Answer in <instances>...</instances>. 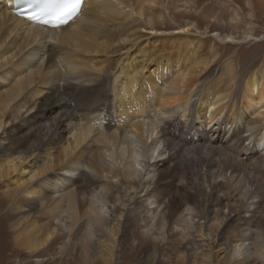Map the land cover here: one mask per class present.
I'll return each instance as SVG.
<instances>
[{
  "label": "bare ground",
  "instance_id": "6f19581e",
  "mask_svg": "<svg viewBox=\"0 0 264 264\" xmlns=\"http://www.w3.org/2000/svg\"><path fill=\"white\" fill-rule=\"evenodd\" d=\"M0 4V72L14 63L10 71L23 75L0 90V130L6 114L24 109L27 98L41 92L28 88L34 76L41 85L66 78L62 86L51 85L63 92L46 93L22 126L0 138L3 198L21 213L7 224L15 247L42 264L77 240L83 259L93 261L95 251L96 261L112 264L119 257L116 235L133 237L136 216L128 205L139 202V227L161 244L157 264L173 231L187 258L198 255L203 237L213 239L217 249L200 253L198 264H264V67L233 82L230 58L216 66L218 54L204 39H242L240 19L264 17V0H83L79 16L59 27L17 15L14 0ZM128 17L138 25L142 18L153 36L136 43L137 28L129 30L134 22L126 27L120 20ZM125 41L137 45L131 55H104ZM226 72L232 81L225 92L208 84L210 76ZM85 87L92 88L91 105L77 120L74 111L82 102L71 106L62 94ZM113 113L117 121L125 118L109 131ZM127 113L143 117L129 122ZM178 130L190 132L181 145L173 139ZM33 152L37 159L47 156L32 172L10 157ZM217 251L223 253L218 259Z\"/></svg>",
  "mask_w": 264,
  "mask_h": 264
},
{
  "label": "rangeland",
  "instance_id": "374dc122",
  "mask_svg": "<svg viewBox=\"0 0 264 264\" xmlns=\"http://www.w3.org/2000/svg\"><path fill=\"white\" fill-rule=\"evenodd\" d=\"M0 5H2V4H0ZM245 17H246V19L244 17H242L240 19L241 25L237 29L240 33L244 32L242 39H239L238 41H227V40H225L224 42L220 43L217 40L213 41L211 39L213 37H211L209 35H206L204 38L207 48L214 50L216 55L218 54V56H217L218 60H216V62L214 61V64H216V66L223 65L224 61H226L227 59L230 58V60L232 62L233 69L236 72V78L233 80V82H235L237 80L243 81V80H245L246 77L249 76V74L252 73V71L254 72V71L260 70L264 67V65H263L264 64V17H262V16L257 17V18H250L249 17L251 23H249L247 20L248 16L246 15ZM120 20H122V22L125 21L124 23L126 24V27H128V25H130L132 22H134L135 27L130 28L129 30L131 31V30H134L137 28L138 35L140 36L139 39L136 40V43H138V44L145 42L146 38L152 37L153 34L155 33L154 31L149 30L145 25H141L143 22L142 18L139 20L140 21L139 25L137 24L138 22L135 23L136 21H138L136 18L133 19L131 17H128L126 19L122 18ZM245 33H248V34L251 33V35H248V34L246 35ZM136 47H137L136 44L133 47L132 42L130 43L129 41H125V42H123L119 51L113 52V49L112 50L109 49V51L104 53V55L107 54V56H110V57L116 53H119V56H121L123 54H130L131 55L133 52H135ZM98 57H100V56H98ZM115 58H116V56H115ZM16 66L17 65L14 63L12 65L7 64L5 66V70L3 71V73L0 72L2 76H4L5 73L10 75L8 77L7 76L6 77H0V79L5 78L3 80H0V90L6 89V88L8 89L11 85V82H13V80L18 78V76H23L22 73L21 74L18 73L17 69L15 70L14 73L12 71H10L11 68H15ZM37 77L36 76L33 77V82H29L28 88L34 87V86L40 87L39 89H42L41 92L39 93L40 95L38 94L31 99L27 98V104H26V107L24 109L16 110L13 112L12 115L6 114L4 116V120H3L4 124H2V125H4V127L0 130V138L5 137V135H6L5 131L8 130L9 128L14 127V126H18V125L22 126V123L25 120V118H27L33 112V110L36 106L35 103L39 102L44 97V95L46 93H49L51 90H54V89H56V94H58V95L61 92H63V90L59 91L56 87L54 88L53 86L54 85L56 86L57 84L62 86L64 83V79H66L65 76L60 75V76H56V78L54 77V79H53L54 83L53 82L50 83L51 85H53L52 87H51V85H49V83H46L45 84L46 86L41 85L42 80H41V78H39V77L37 78ZM202 78H200L199 80L201 81ZM68 80L73 81L70 79H68ZM38 81H39V83H38ZM228 81L230 82L232 80L227 79V72L223 73L222 76H219V75L218 76L217 75L216 76H210V78H208V80H207V82H209L208 84L211 83V85H212V82H213V85H215V87L218 86L221 90L223 89L222 90L223 92H225L227 90L228 83H229ZM20 84H18L17 87L22 88L23 91L21 90L22 92H20V94H23L25 91L24 89H26V88L23 87L24 86L23 83H20ZM41 86H43V87H41ZM18 88L13 87L14 94ZM91 90H92V88H90V90H88L87 87H85V88L77 90L73 93H68V95H67V93L62 94L64 97V100H66L68 103H70L71 106L75 105L78 107L79 106L78 103L82 102V105L78 108V111H74L75 112L74 116L77 117L76 118L77 120L80 119V117H79L80 113H84V110L87 109L91 105V103H89V95H90ZM19 95L15 98V101H13V103H11L10 107H12L15 104V102H17L21 99L22 95H20V96ZM81 99H84V100H81ZM87 100H88V102H87ZM232 101H233V99H232ZM133 107H135V106H133ZM131 110L134 111L133 109H131ZM136 112H138L137 109H136ZM149 113H150V111L148 110L146 114L148 115ZM128 114H130V113H127V118L129 117V119H128L129 122L132 120L137 121L138 119H141L143 117V115H142V117L136 116L137 115V113H136L134 118L131 119V117L128 116ZM92 115H94V114H92ZM116 117L117 116H115V113H113V115L111 116V118L113 120V123H111L112 128L108 129L109 131H113L114 129L118 128L119 126H121L123 124L125 117L123 116V120H122V118H119L118 121L116 120ZM119 122H121L122 124L120 123V125H119ZM104 127H105V125H104ZM122 129H123V127H122ZM12 131L15 132L14 129ZM42 131L43 130L41 129V134H42ZM119 132H122L121 129H118V133ZM182 133H184V134H182ZM187 133H190V132L188 130H184V131L178 130L177 134H176L177 136L175 135L173 139L181 145L184 143L183 138ZM20 134H22V133H20ZM69 134L66 133L65 136H68ZM180 135H181V137H179ZM245 135H246V133H245ZM202 136L203 135H197V138L199 140L203 141ZM213 140L208 136L207 138L204 139L203 142L205 143L207 141L206 144L214 143V144H217L218 146L220 145L219 143L216 142L215 139H213ZM34 141H37V139ZM91 141L92 140L90 139V144L93 142H94L93 144L96 143L95 142L96 140L93 142H91ZM257 152L259 153V151H257ZM261 152H263V151H261ZM34 153L35 152H33V154H31V155H25L22 153H20V154L19 153H11L10 157L13 158L14 162H16V163L19 161L21 162V164H22L21 169H24L27 171L31 170L30 172H32V169L35 170L36 166L39 165V163H41L42 161L44 162V160L46 159L45 157L47 156V155H42L43 157L40 156L39 159H37L35 157ZM0 158H3V156L1 154H0ZM83 169H85V168H83ZM189 170L193 171V170H195V168L191 167ZM217 180H218V182H224L222 177H218ZM93 188L94 187H92L91 189L93 190ZM3 192H4V187L2 186V184H0V264H34L31 260V258L29 257V255H30L29 253H25V252L19 250L12 243L13 232L8 231V225H7L8 220L10 218H12L11 217L12 215H14V218H15V217L20 216L21 213H20V211H18V212L13 211L12 205L9 202H6L4 200ZM130 195H131V193L129 194V196ZM220 196H221V193H220ZM87 197H89V195ZM114 205H115V207H117L116 212H118V207H120L119 202L114 200ZM107 206L108 207L112 206V202H109L107 204ZM132 206H133L132 204L128 205V207H130V209L131 208L133 209V210L131 209L133 211V213L131 212L132 215L136 216L131 221V225L133 228V230H132L133 237L129 241H127V240H125V238L121 237L120 235H118V236L116 235V240L118 243H117L116 248L113 250H115L114 252L118 251L116 255H118L119 257L116 256V259L114 258L115 261L112 260V264H118V263L121 264V261L124 262L125 260H127V262H125V264H138V262H140L141 264H143L144 262H145V264H149L150 262H151L150 264H157L155 259H154V256L157 254L156 249L161 244L159 242L155 241L154 236H152L150 233L143 234V232H142L143 228L139 227L142 222L137 217V215H138L137 213L139 212L141 205L138 202L136 204V206H134V207H132ZM28 208H29L28 206H25L23 208L24 209L23 211H28L29 210ZM30 213H32V212L30 211ZM29 219L33 220V218L30 217V215H29ZM120 219L122 220V217ZM116 220L118 221V218H116ZM14 221H17V220L14 219ZM110 225L115 226L116 221H111ZM80 228H81V224H80ZM82 231H80V233ZM236 231H237V229H236ZM251 231H254V228H252ZM96 232H98V230ZM232 233H236V232L234 231ZM98 234L101 236V238H105V236H106L105 234H102V232H100ZM203 238H204L203 241H201L202 247L196 251V253L198 255H196V256L194 255L191 258H189V257L187 258V253H186L187 250L178 244V242H177L178 238H177V236H175V232L173 231L168 236L167 243H164L163 247L160 250H158V255L160 257L159 258L160 259L159 264H162V263H164V264H180L178 256L182 252H183L182 254H184L186 256L184 258L182 264H198L199 263L198 256L201 255L200 253H204V252L208 251V253L212 254L217 249L216 243H213V241H212L213 239L211 237H208V238L203 237ZM99 240H101V239L98 238L97 242ZM73 243H74V246L71 243H68L65 246L62 245L64 250H62V252L57 256V258L55 259L54 262L44 261L42 264H104L100 259H98V261H96L97 258L95 256H97L98 253H96L95 251H92L90 253V255L93 258V261H86L85 259H83V256H81L80 250L77 246V240ZM206 243H207V245H206ZM176 244H177V246H176ZM207 246H209V247H207ZM72 248H74V249L72 250ZM154 252H155V254H153ZM216 254H219L216 257L217 259L220 258L221 256H223L222 252L218 253V251H217ZM114 255H115V253H114ZM123 256L125 257V260H122ZM165 259H167V260L165 261ZM176 259H178L177 260L178 262L176 261ZM192 260H195L194 263L192 262ZM163 261H165V262H163ZM190 262H192V263H190Z\"/></svg>",
  "mask_w": 264,
  "mask_h": 264
},
{
  "label": "snow or ice",
  "instance_id": "6c2138e0",
  "mask_svg": "<svg viewBox=\"0 0 264 264\" xmlns=\"http://www.w3.org/2000/svg\"><path fill=\"white\" fill-rule=\"evenodd\" d=\"M83 0H49V8L36 16H30L28 19L36 20L39 23L59 27L68 23L81 10Z\"/></svg>",
  "mask_w": 264,
  "mask_h": 264
}]
</instances>
